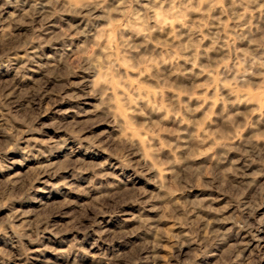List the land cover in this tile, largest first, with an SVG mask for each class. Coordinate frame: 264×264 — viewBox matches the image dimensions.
<instances>
[{"label": "rangeland", "instance_id": "obj_1", "mask_svg": "<svg viewBox=\"0 0 264 264\" xmlns=\"http://www.w3.org/2000/svg\"><path fill=\"white\" fill-rule=\"evenodd\" d=\"M0 264H264V0H0Z\"/></svg>", "mask_w": 264, "mask_h": 264}]
</instances>
